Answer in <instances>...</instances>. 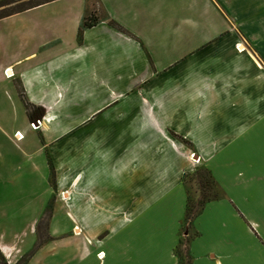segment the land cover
<instances>
[{
	"label": "crops",
	"instance_id": "crops-1",
	"mask_svg": "<svg viewBox=\"0 0 264 264\" xmlns=\"http://www.w3.org/2000/svg\"><path fill=\"white\" fill-rule=\"evenodd\" d=\"M91 13L128 34L100 22L79 41ZM102 117L113 121L100 126L104 139H82L89 173L61 177L64 199L81 198L76 223L51 214L40 243V221L17 217L11 230L0 204L9 264L35 247L29 264H181L183 240L189 264H264V0H54L0 20V151L11 144L14 174L0 163V201L8 185L16 194L36 183L24 175L15 123L52 148ZM187 146L221 192L189 224ZM139 197L144 206L132 208Z\"/></svg>",
	"mask_w": 264,
	"mask_h": 264
},
{
	"label": "rangeland",
	"instance_id": "rangeland-1",
	"mask_svg": "<svg viewBox=\"0 0 264 264\" xmlns=\"http://www.w3.org/2000/svg\"><path fill=\"white\" fill-rule=\"evenodd\" d=\"M26 2H27L26 4H28L31 1L29 0L28 2L27 0ZM21 6L23 5L16 3L9 6L0 7V15L7 14L12 11L20 10ZM4 92H9V88L5 89ZM112 111L115 112V110ZM109 122H113V121L110 119H107L105 121L104 117H102L100 120H97L94 126H92L90 129L87 128L82 130L80 128L72 136L68 137V139L67 138L64 139L59 144H56V146H53L52 148L50 147L44 148L40 140L39 132H36L34 134L32 131H29L28 129L29 126L27 127V124L20 125L18 123H15V121H13L15 125L13 126V130H12V139H13V143L15 145H18L20 150L24 154V157L20 155V160L21 158H24L25 160V167H23L24 175L27 178V180H31L32 178H34L36 183L35 185L29 182H26L25 184H19L18 187L20 193L17 192L16 194L13 193V189H12L13 186L8 185L9 187L7 188V197L5 200L0 201V204L1 207L5 209L8 214V217L10 219V222L8 223L9 224L8 227H11L10 228L11 230L16 229V226L14 225V220H16L17 217L21 223L24 220V224H29L31 220L37 219L38 221L41 222L40 226L39 225H38L39 227L37 226L39 232V241H41L42 240L41 232L44 236L47 234L45 229L49 223V218L51 214L54 213L57 216L56 221H58L59 218H62V222L68 225L72 226L73 222L76 223V220H78V216L76 214L75 209L78 208V204L81 201V198L77 197L75 194L74 197L68 200L64 199L63 197L64 194L62 191L64 190L65 187L64 184L61 183L63 179L61 177H63V175H67L68 178L71 179L78 175L80 182L82 181L84 175H87L89 173L90 168L88 167V165H86L87 161L86 159H84L85 153L83 152V147H81L82 139L86 140V138L89 136L90 133L92 134V136L89 139H87V141H89V143L92 142L93 145L96 144L101 137L102 139H104V135L102 134L103 131L100 126L103 125L104 127V125ZM59 123H62L63 126H67L70 124V121L60 120ZM17 130H20V132L24 134V136L21 139H17L15 135H13ZM172 135L175 137L176 140L178 139L179 140L178 142H180L181 144L191 145L185 140L183 136L174 135V134ZM72 143L74 144V146L72 147L73 148L72 151L67 152L66 150L63 149L64 147L69 145L71 148ZM3 147L4 148L2 149V151H0V163L6 162L7 166H6L5 177L7 179L9 177L10 180L12 175L14 174L7 173L9 169H11V165L7 164L11 155L7 160L6 154H7V149L11 147V144L9 142H5ZM187 147L188 149L186 148L182 158H185L187 165L189 163V167L186 173L183 174L182 178H183V184L186 186L187 192L189 194V199L191 201L190 204L193 205L194 207H197L198 202L202 199V197H206L207 195H210L211 192H213V190L210 187L207 188V185H204V183L209 181L210 179L209 175L205 174L204 172L205 168L199 165L200 162L198 163L193 162L195 154L193 153L190 146ZM49 154L53 156L55 160L58 159L57 162L55 163V169L53 174L51 171L52 167L49 163V158H48ZM97 156H98L97 157L98 160L104 158L103 154ZM139 176H145V175L141 173L139 174ZM56 180H58V183H56ZM145 186L146 183H143L142 181L138 182L137 188L139 191V196L141 195L140 191L143 190ZM203 187H206L207 189ZM56 188L59 189L62 188L58 190V196H56ZM82 188H83V184L81 182L78 185L74 186V191L80 193ZM144 204H145L144 201L140 197L137 199V204H136L137 206H135V201L132 200V208H142ZM129 208H130V201H123V210ZM13 210L15 211L24 210L26 211V213L24 214V217L20 215L16 216L14 215ZM18 213L19 212H16L17 215ZM65 217L71 219V221L70 222H68V220L64 221ZM74 217L76 218V220L74 219ZM186 245H187V241L183 240V243L181 244L179 251V254L183 258V262H181V264H187L186 260L188 256L186 254ZM36 250L37 248L35 247L31 250V252L27 253L26 255L31 254Z\"/></svg>",
	"mask_w": 264,
	"mask_h": 264
},
{
	"label": "trees",
	"instance_id": "trees-1",
	"mask_svg": "<svg viewBox=\"0 0 264 264\" xmlns=\"http://www.w3.org/2000/svg\"><path fill=\"white\" fill-rule=\"evenodd\" d=\"M26 1L27 0H0V7L9 6V5L16 4V3H18L20 5H23V6H21L20 10L12 11V12H9L7 14L0 15V20L3 19V18H6V17L12 16L14 14L20 13V12H24V11L30 10V9H32L34 7H37V6L52 2L54 0H35V1L34 0H30L31 2L28 3V4H26L27 3ZM19 2H21V3H19ZM28 2H29V0H28ZM100 22H106L111 27H113V28H115V29H117V30H119V31H121L123 33L128 34V32L125 29H123L121 26H119L107 14L103 15V17L100 18V17H98L96 15V13H91V14H87L83 18V21L81 23V26L79 28V33H78L79 41H82L84 33L87 30L97 26V24H99ZM20 97L24 101L25 107H26L28 113L33 111V109H36L35 106H33L31 103H29V101L27 100L23 90L20 91ZM51 167H52L51 171H52V174H53L54 173V168H53L52 164H51ZM204 172H205V174L209 175V178H210L208 182L204 183V185H207V188L210 187L213 190V192H211V194L207 195L206 197H202V199L198 202L197 207H194L193 205H191L190 204L191 201L188 198V202H187V216H186V223L187 224L190 223V221L204 208V206L208 202L213 201V200H217V199H219L221 197V192L219 190V187H218L217 183L215 182L214 178L212 177L211 173L209 172V170L207 168H205ZM203 188L207 189L206 187H203ZM45 238H46V235L44 236L42 234V232H41V239L42 240L40 241V243H44L47 240ZM187 251H188V249H187V245H186V254L188 256V252ZM34 252L24 256L17 264H29V261L31 260V258L34 255ZM179 258H180V262H183V258H182V256L180 254H179ZM186 261H187V264H189L188 257H187ZM0 264H9L8 259L6 258L4 253L1 251V249H0Z\"/></svg>",
	"mask_w": 264,
	"mask_h": 264
},
{
	"label": "built area",
	"instance_id": "built-area-1",
	"mask_svg": "<svg viewBox=\"0 0 264 264\" xmlns=\"http://www.w3.org/2000/svg\"><path fill=\"white\" fill-rule=\"evenodd\" d=\"M8 71L9 70H7L6 71V74L8 75ZM9 76V75H8ZM11 77V76H10ZM41 125H42V123H41V120H36L35 122H33V123H31V128L33 129V130H38V129H40L41 128ZM17 135H19V134H17ZM22 137L20 136V139H21Z\"/></svg>",
	"mask_w": 264,
	"mask_h": 264
},
{
	"label": "bare ground",
	"instance_id": "bare-ground-1",
	"mask_svg": "<svg viewBox=\"0 0 264 264\" xmlns=\"http://www.w3.org/2000/svg\"><path fill=\"white\" fill-rule=\"evenodd\" d=\"M240 51H241V50H240ZM18 139H20V135L18 136ZM193 162L198 163V162H200V160H199L197 157H195V155H194Z\"/></svg>",
	"mask_w": 264,
	"mask_h": 264
}]
</instances>
